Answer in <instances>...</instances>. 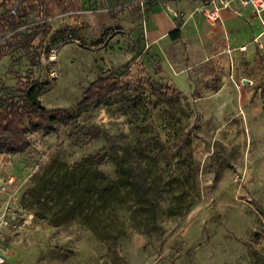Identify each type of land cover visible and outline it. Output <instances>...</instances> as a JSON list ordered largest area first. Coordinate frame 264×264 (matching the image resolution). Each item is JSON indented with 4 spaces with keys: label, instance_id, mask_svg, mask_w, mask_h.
Returning <instances> with one entry per match:
<instances>
[{
    "label": "rangeland",
    "instance_id": "obj_1",
    "mask_svg": "<svg viewBox=\"0 0 264 264\" xmlns=\"http://www.w3.org/2000/svg\"><path fill=\"white\" fill-rule=\"evenodd\" d=\"M176 1L0 0V103L34 88L42 105L76 109L51 132L31 118L28 148L0 153V209L10 223L0 227L4 264H264V36L246 20V50L234 46L229 57L186 71L181 89L146 36L157 7L176 14V26L192 16L168 7ZM39 30L30 49L15 45ZM187 44H177L178 70L189 66ZM100 84L115 90L100 97ZM165 86L178 88L172 103L153 92ZM96 152L106 154V175L115 177L120 158L148 189L155 230L134 226L150 224L151 214L134 215L123 193L94 231L90 209L51 225L53 203L68 196L58 192L63 174ZM176 205L184 213L169 215Z\"/></svg>",
    "mask_w": 264,
    "mask_h": 264
},
{
    "label": "trees",
    "instance_id": "obj_2",
    "mask_svg": "<svg viewBox=\"0 0 264 264\" xmlns=\"http://www.w3.org/2000/svg\"><path fill=\"white\" fill-rule=\"evenodd\" d=\"M18 15L22 17L19 11L15 16ZM15 27L13 29H15ZM39 28H41V26H37L35 29L37 30ZM41 33L44 32L39 30L34 34L30 33L25 35L23 37L25 40L22 39L24 45H20L21 41H18L15 45H19L24 49H30L33 40ZM179 34L178 28L170 33L174 39L179 38ZM15 35L19 37L20 34ZM0 55L1 57L4 56V54ZM108 79L104 78L92 81L85 89L83 101L91 100L88 92L92 91L94 86L99 82H104ZM114 90L112 85L109 88L107 85H101L95 94L100 97H108ZM18 91L20 93V99L17 102L13 101L14 97L1 98L0 153H22L28 148L29 142L25 137L24 128V124L27 121L29 125L32 126L31 120L37 119L40 123L33 124L34 127L42 128V130L46 132H51L56 128V125L66 126L75 117L74 113L76 109L74 107L48 108L42 105L34 88L18 89ZM153 92L157 98L168 103H172L175 96L179 94L178 90L171 89L169 86L155 89ZM2 108L3 110H1ZM57 113H61L62 117ZM63 115L66 116L63 117ZM105 158V153L100 154L96 152L90 157L75 162L71 168L65 171L62 176L64 186H60L58 192L61 194L62 192H66L68 196L62 203L58 201L53 203V213L50 219L51 225L54 227L63 225L72 219L76 213L88 211L90 209L89 214L85 217V221L89 223L90 228L94 231L98 228V225L95 226L94 224L100 222V219L104 215H108L111 211L113 212L116 209L115 206L121 200L120 193H123L126 197H129V200L136 207L134 215L141 213L143 215L146 213L151 214L150 224L145 223L141 225V221L139 220L135 221L134 226L136 228L142 226L141 228L145 232L155 230V210L158 205L149 198L148 189L141 184L137 176L131 174L132 169L130 167H125L123 165V160L120 158L114 159L115 177L106 175L99 168L103 164ZM55 189L57 190V188ZM37 192L39 193L40 189ZM36 200L37 203H39L40 195L37 196ZM184 211L185 208L179 205L171 206L168 209L169 215L173 216L182 215ZM118 234H120V231H118L116 235Z\"/></svg>",
    "mask_w": 264,
    "mask_h": 264
},
{
    "label": "crops",
    "instance_id": "obj_3",
    "mask_svg": "<svg viewBox=\"0 0 264 264\" xmlns=\"http://www.w3.org/2000/svg\"><path fill=\"white\" fill-rule=\"evenodd\" d=\"M201 2L202 0H177L167 4L169 8L187 14L192 11V16L188 17L182 26L175 25L176 17L166 6L157 7L147 24L146 36L149 45L166 61L165 73L176 84L178 82L181 89L183 87L188 89L189 80L186 71H191L193 67L203 65L210 60L216 62L223 55L229 57L230 50H234V46L237 48L243 46L240 45L239 38L248 39V33L242 28L246 20H250L264 36V11L258 17L250 7H242L237 1H233L230 8L221 10L220 20L211 25L201 14L194 12V8ZM176 28L179 29L180 34L179 38L174 39L170 33ZM183 37L188 41L189 52V66L184 68L185 71L178 70L182 54L180 51L175 52L178 42Z\"/></svg>",
    "mask_w": 264,
    "mask_h": 264
},
{
    "label": "built area",
    "instance_id": "obj_4",
    "mask_svg": "<svg viewBox=\"0 0 264 264\" xmlns=\"http://www.w3.org/2000/svg\"><path fill=\"white\" fill-rule=\"evenodd\" d=\"M237 1L242 7H250L253 12L259 17L264 11V0H202V2L194 8L195 13L201 14L205 20L211 25L220 20V12L222 9L230 8L231 3ZM175 17L177 15L175 14ZM245 46L240 47V50H244ZM13 179H9L7 184L12 187ZM0 189V193L4 192ZM9 220L6 218V209H0V227H7ZM5 259L0 253V264H4Z\"/></svg>",
    "mask_w": 264,
    "mask_h": 264
}]
</instances>
